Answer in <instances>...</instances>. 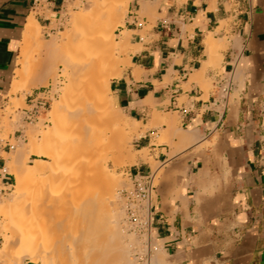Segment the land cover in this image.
<instances>
[{"label":"crops","instance_id":"obj_1","mask_svg":"<svg viewBox=\"0 0 264 264\" xmlns=\"http://www.w3.org/2000/svg\"><path fill=\"white\" fill-rule=\"evenodd\" d=\"M31 1L0 0V103ZM124 29L130 60L109 93L144 129L128 170L159 173L154 239L173 264H264V0H131Z\"/></svg>","mask_w":264,"mask_h":264},{"label":"bare ground","instance_id":"obj_2","mask_svg":"<svg viewBox=\"0 0 264 264\" xmlns=\"http://www.w3.org/2000/svg\"><path fill=\"white\" fill-rule=\"evenodd\" d=\"M130 1L131 0H87L90 4L88 8L77 12L73 11L70 14V37H72V39L63 50H60L59 46L62 43V38L66 37L67 33L65 31L64 37H52L47 42H43L39 34L38 22L31 16L27 17L22 29V41L25 45L21 47L18 56L17 67L12 82L13 89L18 82L22 80L27 69L31 67L28 61L27 43L31 41L37 42L39 45L38 54L40 55L43 51L45 57L38 59L39 61L35 63V69H40L41 73H37V77H34L33 84H46L49 75L55 77L58 72V62L63 64V69H61L62 74L68 81L62 88L60 99L54 100L55 102L53 101L52 108L48 112L49 120L54 122L60 112L63 111L62 109L66 104V98L71 93L73 81H75L78 76H81L83 82L87 83L88 93L95 96L99 104L103 107H100V110H106L107 112V114L105 113L104 115V117H106L104 122H106L107 131L104 132L105 128H103L104 130H102V133L97 136L96 131L89 125H86V121L85 124L80 123L81 119L78 117L79 123L72 122L67 126H65L66 124L63 125L64 127L60 125L64 128L61 129L62 133L60 129H58L60 126H52L48 131L45 130L46 132L34 129L37 132L39 131L38 133L43 134V144L36 145L31 142L29 151L41 158H34V164L28 166L21 164L23 161H20V157H22V155L24 157V154H22L23 147L20 145L18 146L14 153L15 157L13 159L11 158V160H9V165H7L10 173L15 176V184L11 193L10 202H15V200H19V197L21 198V196L24 195L29 185L28 180L30 176L35 180V178L37 179L35 175L41 174V171L46 165L41 161L47 162V164H54L66 156L76 159L80 153H87L90 156L97 155L108 147L109 150L111 147L112 154H115L119 146L123 145L122 136L125 131L124 127L118 125L116 120L118 115H116V112L115 114L112 111L114 109H112L111 104L109 105V100L105 92L109 91L110 71L116 64L115 59L111 56L113 50L119 49L121 51H127L129 46H131L128 41L129 31L124 29L120 30L118 34L114 33L117 26L123 24V13L127 11ZM69 8L67 7V10ZM61 34L63 36V32ZM116 35L117 39H115ZM82 39L85 40L82 46L84 54L74 59L73 56L80 51V46L75 45ZM136 48L134 47V49ZM65 50H68L70 54H68L67 51L64 52ZM108 55L110 58L106 59ZM38 75H40L39 78ZM87 96L89 97V95ZM91 106L94 105H89V110H87L88 113L92 108ZM108 108L110 112L107 110ZM75 111L78 112L77 110ZM111 111L114 114H111ZM158 114L155 115L157 116ZM162 117H160L161 119L159 118L160 121L168 124L170 123L171 125L173 124V120H171V123L169 119L166 117L162 119ZM83 118L85 119L86 117ZM100 121L102 122L101 116L99 123ZM160 121H158V123L155 122V124L161 123ZM153 123L154 122H152V124ZM102 124L103 122L101 125ZM174 124L172 126H174ZM34 126L35 125H33V128ZM38 126H40V123ZM168 126L169 125H167V127ZM172 126L171 128L174 133L172 132L171 134L177 135L179 132H182L173 129L175 127ZM171 128L168 129L170 130ZM32 131L30 132L31 134L37 133L36 131ZM75 132L76 136H74ZM167 132L170 133L171 131ZM54 133L60 135L59 139L56 140L53 145H46L44 140ZM177 136L180 137V135ZM26 158L23 159L27 160ZM80 164L79 161H75L74 166L77 167V169L79 167L82 168ZM82 169V172L78 175L80 176V180L78 181L84 184L81 191L71 193L68 189H64L55 194H39L33 197L28 205H24L26 216L29 218L42 219L44 225L37 228L34 226L31 230H29V228L25 233H21L20 231L23 232V230L8 224V228L11 230L13 229L12 232H14L10 236H4L3 247L10 243L21 241L25 246V250L27 249V252L29 251L25 253L34 259L39 257L42 264H138L136 258L130 256L131 238L125 240L126 238L124 233H122V228L120 227L119 229L118 227L117 209L113 206L114 202H112L114 201L112 199V194L114 192L113 188L118 186H116L118 182L115 180L117 178H112L106 166L99 162L97 158L92 164L88 163L86 166H83ZM40 176L38 175V178ZM9 207L8 201L0 199V213H9ZM52 229L63 232V237L51 236V238H48L50 237L49 234ZM63 238H67L70 241L67 240V244H70L69 246L71 247L69 248L68 254L73 258L71 260H69V257L63 258L61 255H58L59 253L57 254L53 251L54 245L66 241ZM47 239H50L52 245H49L52 247L45 244ZM61 245L63 246V244L60 243L59 248H62ZM69 246L63 247L67 249ZM32 247L36 251H31L30 248ZM74 247H78L81 251L78 248L75 250ZM55 248L56 247H54V249ZM83 249L84 251L82 252ZM156 250L158 251V248ZM159 250L160 251H158L156 255L154 254L155 256L151 255L150 264H168L160 257L163 254V250L161 248ZM55 255H58L57 260V256L55 257Z\"/></svg>","mask_w":264,"mask_h":264},{"label":"rangeland","instance_id":"obj_3","mask_svg":"<svg viewBox=\"0 0 264 264\" xmlns=\"http://www.w3.org/2000/svg\"><path fill=\"white\" fill-rule=\"evenodd\" d=\"M76 2V3H75ZM90 6L89 2H79L78 0H73L69 3L66 4L65 8L60 10L57 13H47V17L50 19V23L44 25L40 24L34 17V13H31L28 16L33 17L39 24V34L43 42H47L49 39L52 37H64L65 32L66 37L62 38L60 44V50L65 49V47L68 46V43L71 41L72 37H70V24H69V19H70V14L71 12H77L80 10H83L85 8H88ZM67 7L69 8L67 10ZM73 8V9H72ZM128 13V9L125 13H123V24L117 26V28L114 30V33L118 34L121 30V28L124 26L125 20H126V15ZM27 16V17H28ZM27 19V18H26ZM65 31V32H64ZM63 32V36L62 33ZM129 38L128 41L130 40V32H128ZM66 38V39H65ZM115 39H117V35L115 36ZM64 40V41H63ZM67 40V41H66ZM85 42L84 39L80 40L77 42L75 46H80V51H78L73 58L75 59L76 57L83 56L84 54V49H82L83 43ZM25 44L22 41V33H21V44L19 47V54H20V49L22 46ZM129 45L130 42H129ZM62 46V47H61ZM28 47V61L31 64V67L27 69L25 72L23 78L21 81L18 82L16 87L13 89V84L11 83V88L9 92L7 93V96L2 98L1 103H0V146L4 147L3 152H1V155L4 156L5 158V164L3 167V170L9 172L10 178H11V183L12 186L10 190L5 193L0 195V199L4 201H8L9 207V213H0V249L3 247L4 244V236H10L13 232L10 228H8V224L14 225L18 229L23 230L20 231L21 233H25L27 229L31 230L32 227H39L44 225L43 220L39 218H29L26 216L25 208L24 205H28L29 202L32 200L33 197L39 195V194H44V193H57L61 192L64 189H68L69 192L71 193H77L78 191H81L84 187V184L79 182L80 176H78L82 172L83 166H86L88 163L92 164L96 158L98 159L99 162L104 164L109 172V175H111L112 178H117L115 179L118 183L116 184L117 187L113 188L114 192L112 194V199L114 201L113 206L116 207L117 209V221H118V227L122 228L123 230L122 233L125 235V240H129L131 238V246H130V256L133 258H136V262L138 264H150V260L152 256H155L159 249L161 248V243L160 241H157L154 239V246H156L157 250H151L149 254L146 253V246L145 243L140 236V234L137 231H134L130 229L125 221V195L124 192L125 190H128L132 186V180L130 176V171L128 168L135 163L136 161V155H141V157L146 156V150H141L137 151L136 146L134 145V139H137L141 134L144 133L143 130H139V127L141 126L140 122H136L134 120H131L127 114L119 109L114 103L113 100L110 96L109 91L105 92V95L107 99L109 100V105L111 104L112 110L118 117H116L117 123L119 126L124 127V135L123 137V145L119 146V148L115 151V154H112L111 152V147L110 150L105 148L104 151H101L100 154L97 155H88L87 153H80L76 159L70 158V157H64L61 160L57 161L54 164H47V162L42 163L46 164L45 168L41 171V174H37V179L32 177H29V185L27 186V190L24 193V195L19 197V200H15V202H10L11 201V193L13 191V187L15 184V176L14 174L10 173L9 167V160L11 158L13 159L15 157V151L18 148V146L23 147V153L24 157H20V161L25 164L26 166L34 164L33 159L34 158H41L40 156L36 155L35 153H31L29 149L31 148V142L35 143L36 145H41L43 144V134L38 133L39 131H48L52 126H60V125H69L72 122H80L78 120L81 119L80 123H86V125H89L96 131V135L98 136L100 133H102L103 128H105L104 132L107 131L106 129V122L104 117L105 113L107 114L106 110H100L103 108L95 96L91 95L87 86V83L83 82V79L81 76H78L75 81H73L72 88H71V93L67 96L66 98V104L63 107V111L60 112L59 116L57 119L53 122L52 120H49L48 112L51 110L53 101L54 100H59L60 96L62 94V88L65 86L66 83H68L66 77L62 74L63 69V64L58 62L57 65V75L55 77L53 76H48L47 77V82L46 84H33L34 77H37V73H41L40 69H35V63L38 62V59H42L45 57L43 51L39 55L38 54V49L39 45L37 42L31 41L27 43ZM131 46L127 49V51H121L119 49H114L113 50V55L111 56L115 59V66L113 69L110 71V80L114 77H118L121 74L122 69L129 64V51H130ZM70 54L68 50H65L66 52ZM18 54V56H19ZM109 55L106 57V59H109ZM18 61V57H17ZM17 61H16V67H17ZM30 66V65H29ZM15 67V69H16ZM37 67V66H36ZM15 69H14V74H15ZM40 75H38L39 78ZM54 79V80H53ZM13 82V80H12ZM81 83V84H80ZM85 84V85H84ZM79 85V86H78ZM83 86V88H82ZM87 86V87H86ZM33 87H38L37 91H45V96L48 98V106L46 107V111L41 114V117L39 119H34L32 121H28L24 118V113L23 109L27 108L28 106L25 105L24 103V92H30ZM12 90V91H11ZM11 91V92H10ZM19 94V95H18ZM18 95V96H17ZM89 95V97L87 96ZM93 102H92V101ZM111 101V103H110ZM55 102V101H54ZM92 102V103H90ZM90 103V104H89ZM94 105L91 106L92 111L90 109V114L87 112L89 110V105ZM97 104V105H96ZM99 105V106H98ZM98 106V107H97ZM101 107V108H100ZM110 107V106H109ZM99 109V111H98ZM105 109V108H104ZM77 110L78 112H76ZM107 110L110 109L108 108ZM111 111V114H114ZM75 115L72 114V113ZM77 115H76V114ZM93 115H92V114ZM103 115H102V114ZM82 114V115H81ZM70 115V116H69ZM69 116V117H68ZM101 116V120L103 122V126L101 125V121L99 123V119ZM78 117V118H77ZM83 117H86L85 119ZM89 117V118H88ZM96 119H95V118ZM44 118V119H43ZM75 118V119H74ZM83 118V119H82ZM92 118V119H91ZM83 121V122H82ZM86 121V122H85ZM89 121V122H88ZM40 123V126H38ZM68 123V124H67ZM33 125H37L36 128ZM62 126H60V131L62 133L61 129H64ZM62 127V128H61ZM34 129H38L39 131L37 132ZM36 131L37 133L31 134L30 132ZM46 130V131H45ZM32 131V132H33ZM101 131V132H100ZM74 134V133H73ZM58 134H53L48 136L44 142L46 145H53L56 140L59 139ZM76 136V132L74 134ZM18 139V140H17ZM9 144L13 145V148H9ZM25 148V149H24ZM26 151V152H25ZM31 153V154H30ZM12 154V155H11ZM14 154V155H13ZM118 156H117V155ZM116 157H115V156ZM27 156V158H26ZM96 156V157H94ZM91 157V158H90ZM115 157V158H114ZM119 157V158H118ZM23 158H26L27 160H24ZM100 158V159H99ZM23 159V160H22ZM93 159V160H92ZM89 160V161H87ZM75 161H79L81 163L80 165L82 166L77 169V167L74 166ZM7 168V169H6ZM52 168V169H51ZM38 175L40 176L38 178ZM159 173H154V181L158 185L159 180H158ZM119 180V181H118ZM82 185V186H81ZM120 197V198H119ZM7 198V199H6ZM120 203V204H119ZM123 203V205H122ZM119 209V210H118ZM122 210V211H121ZM119 211V212H118ZM123 213V214H122ZM45 222V221H44ZM122 223V224H121ZM125 230V231H124ZM16 232V231H15ZM132 233V234H131ZM64 233L60 232L59 230H54L50 232L48 238L53 237H63ZM66 241L63 243V246H69L70 244L68 243L67 238H63ZM48 240V241H47ZM45 244L48 245L49 247H52L50 243V239H47ZM68 240V241H67ZM139 240V241H138ZM63 241V240H62ZM138 241V244H137ZM70 242V241H69ZM60 243L58 245H54L56 247L53 251L56 252L58 255H61L63 258H68L69 260L73 259L71 256H69V248L64 249L66 247L62 248L60 247ZM51 244V245H49ZM138 246H136V245ZM34 247V246H33ZM31 249L35 250V249ZM79 247V246H78ZM78 247H74L75 250H77ZM29 248V247H28ZM59 250H58V249ZM80 248V247H79ZM78 248V249H79ZM132 248V249H131ZM141 248V250H140ZM29 249V250H30ZM81 249V248H80ZM79 249V250H80ZM85 249V248H84ZM82 250V252L84 251ZM67 252H66V251ZM36 251V250H35ZM81 251V250H80ZM27 249L25 250V246L22 244L21 241H16L14 243H10L7 246L3 247V249L0 251V264H42L41 261L39 260V257H36V259L30 257L27 255ZM140 252V253H139ZM55 253V254H56ZM155 254V255H154ZM58 255H55L56 260L58 259ZM152 255V256H151ZM36 256V255H35ZM163 261H165L168 264H173L171 259L163 252V254L160 256ZM60 258V257H59ZM150 258V259H149ZM61 259V258H60ZM90 260V259H89ZM92 261V258H91ZM90 261V262H91ZM89 262V261H88Z\"/></svg>","mask_w":264,"mask_h":264},{"label":"built area","instance_id":"obj_4","mask_svg":"<svg viewBox=\"0 0 264 264\" xmlns=\"http://www.w3.org/2000/svg\"><path fill=\"white\" fill-rule=\"evenodd\" d=\"M50 1L52 0H32L30 10L38 15H42L47 19V13L51 11ZM60 10L64 9L66 4L73 0H59ZM79 2H86L87 0H78ZM227 93V90L224 89ZM48 106V98L45 96V91H40V101L38 105L28 112L25 119L32 121L35 119V113L43 114ZM36 110V111H35ZM37 116V115H36ZM12 149L13 145L9 144ZM132 186L125 190V221L128 227L137 231L142 237L146 253L149 254L151 250H156L154 246L153 237V207L157 197V184L154 181V173L134 172L130 174ZM10 174L0 169V195L7 193L11 186Z\"/></svg>","mask_w":264,"mask_h":264}]
</instances>
